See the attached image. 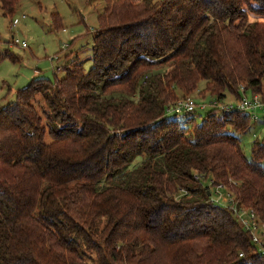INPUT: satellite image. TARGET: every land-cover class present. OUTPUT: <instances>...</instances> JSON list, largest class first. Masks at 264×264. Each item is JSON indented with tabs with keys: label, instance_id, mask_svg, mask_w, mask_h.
<instances>
[{
	"label": "trees",
	"instance_id": "obj_1",
	"mask_svg": "<svg viewBox=\"0 0 264 264\" xmlns=\"http://www.w3.org/2000/svg\"><path fill=\"white\" fill-rule=\"evenodd\" d=\"M104 1L90 70L71 60L0 109V264H264L206 187L264 222V140L247 159L251 115L219 107L264 102V22L246 15L264 0ZM19 2L0 0L3 17ZM201 82L203 122L168 117Z\"/></svg>",
	"mask_w": 264,
	"mask_h": 264
},
{
	"label": "rangeland",
	"instance_id": "obj_2",
	"mask_svg": "<svg viewBox=\"0 0 264 264\" xmlns=\"http://www.w3.org/2000/svg\"><path fill=\"white\" fill-rule=\"evenodd\" d=\"M105 4L104 0H20L13 19L3 17L0 9V109L14 102L17 91L36 77H45L51 81L56 76L63 77L64 72H55L54 65L63 68L71 60L79 59L84 63L85 69L90 70L93 36L98 28L97 18L103 12ZM53 13H59L62 17L64 29L53 31ZM256 22L260 20L257 19ZM23 43L27 45L26 48L22 47ZM6 55L9 56L5 59ZM56 56H59L58 61H52ZM14 58L16 59L13 60ZM205 84L201 82L198 91L192 95L197 102L207 105L206 110L197 109V125L203 122L206 113L213 108L211 103L216 100L209 95L202 98ZM247 96L250 97L251 93L248 92ZM238 102L237 98L229 95L225 103L221 104L237 105ZM255 115L258 120H251V128L246 133L239 134L247 159L252 158L253 144L264 140V109L258 110ZM167 116L173 117L169 114ZM178 119L184 122L186 116ZM46 142H51L49 136L46 137ZM222 195L226 197L224 191Z\"/></svg>",
	"mask_w": 264,
	"mask_h": 264
},
{
	"label": "built area",
	"instance_id": "obj_3",
	"mask_svg": "<svg viewBox=\"0 0 264 264\" xmlns=\"http://www.w3.org/2000/svg\"><path fill=\"white\" fill-rule=\"evenodd\" d=\"M17 43L19 44L18 41ZM21 45L23 48L27 47L25 43ZM52 61H58V57L52 59ZM59 68L60 67L56 68L57 71L61 69ZM240 90L241 92L244 93L246 90L245 86H241ZM206 107L207 106L205 103L200 104L199 102H197L196 98L188 97L187 99L181 100L177 102L176 104H174L171 108H169L167 110V114L173 115V116L191 114V113H194L199 108L201 110H205ZM219 107L221 108V110L228 111V112L230 111L246 112L251 115L252 120L257 121L258 117L255 115V113L258 110L264 109V102L260 94H253L250 97L245 95L242 98V101L238 102L237 105L226 104V105H220ZM196 179L201 180V177L197 175ZM206 187L208 188L210 199L213 204L234 210V212L238 215L240 221L242 222L245 230L250 234L251 242L255 248V251L259 255L264 256V222L257 219L253 211L249 212L245 209H239L238 204L234 200L233 195L227 190V188L223 184L216 185L215 181L211 178L206 182ZM213 188H214V191H213ZM223 191L225 192L226 197H223L222 195ZM240 258H243L242 254H240Z\"/></svg>",
	"mask_w": 264,
	"mask_h": 264
},
{
	"label": "clouds",
	"instance_id": "obj_4",
	"mask_svg": "<svg viewBox=\"0 0 264 264\" xmlns=\"http://www.w3.org/2000/svg\"><path fill=\"white\" fill-rule=\"evenodd\" d=\"M253 7L258 9L259 7H261V5L259 3H254ZM241 10L244 11V9H241ZM246 15H248V19H249L250 23H255L257 21V19H259L260 22H264V17H256L251 12H247Z\"/></svg>",
	"mask_w": 264,
	"mask_h": 264
},
{
	"label": "crops",
	"instance_id": "obj_5",
	"mask_svg": "<svg viewBox=\"0 0 264 264\" xmlns=\"http://www.w3.org/2000/svg\"><path fill=\"white\" fill-rule=\"evenodd\" d=\"M55 67H56V66L54 65V67H53V68H54V70H55ZM56 68H57V67H56ZM227 99H228V98H227Z\"/></svg>",
	"mask_w": 264,
	"mask_h": 264
},
{
	"label": "water",
	"instance_id": "obj_6",
	"mask_svg": "<svg viewBox=\"0 0 264 264\" xmlns=\"http://www.w3.org/2000/svg\"><path fill=\"white\" fill-rule=\"evenodd\" d=\"M209 195V194H208Z\"/></svg>",
	"mask_w": 264,
	"mask_h": 264
}]
</instances>
